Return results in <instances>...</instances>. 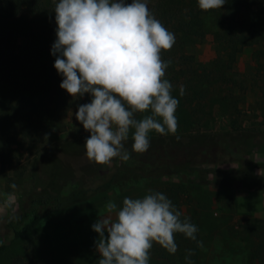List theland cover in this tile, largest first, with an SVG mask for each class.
I'll use <instances>...</instances> for the list:
<instances>
[{
  "label": "rangeland",
  "instance_id": "rangeland-1",
  "mask_svg": "<svg viewBox=\"0 0 264 264\" xmlns=\"http://www.w3.org/2000/svg\"><path fill=\"white\" fill-rule=\"evenodd\" d=\"M234 1L227 0L221 9ZM191 2L197 4V0H185L187 6ZM204 23L208 33L216 30L213 17H206ZM167 29L175 34V44L161 57L171 60L165 78L179 100L175 113L178 129L167 136L150 132L149 139L182 138L181 146L161 150L162 158L172 164L187 160L218 174L182 172L160 181H123L45 217L29 234L14 239L3 223L19 212L30 192L45 183L43 172L33 165L38 157L35 149L90 135L76 121L75 108L58 109L53 122L45 121V138L32 145L22 144L18 138L17 144L4 151L6 160L0 162V264H11L17 257L37 264H98L97 234L92 225L106 214L108 202L121 207L125 197L142 198L149 190L176 200L183 216L195 221L198 231L194 244L202 243V247L197 246V264H264V250L259 252L260 242L264 243V169L224 174L241 169L247 162L264 163V41L245 47L231 59L211 35L199 40ZM26 31L25 19H0V40L8 34L21 40ZM9 76L0 47V139H4L8 123L3 97ZM180 85L185 88L183 96ZM131 136L130 132L127 147L133 143ZM132 157L130 153L127 161L114 158L102 166L101 174L113 165H130ZM150 159L162 163L157 152ZM152 255L150 252L149 264H169Z\"/></svg>",
  "mask_w": 264,
  "mask_h": 264
},
{
  "label": "clouds",
  "instance_id": "clouds-1",
  "mask_svg": "<svg viewBox=\"0 0 264 264\" xmlns=\"http://www.w3.org/2000/svg\"><path fill=\"white\" fill-rule=\"evenodd\" d=\"M226 2L197 0V6L209 12ZM54 14L51 54L62 76L59 87L71 97H91L75 112L76 121L90 133L84 142L88 160L100 165L117 157L127 161L130 132L136 153L149 149L150 132H177L179 100L165 78L171 60L161 57L174 46L175 34L154 16L147 0H58ZM184 93L180 85L179 94ZM105 212L92 225L98 264H149L153 244L175 254V234L196 240L197 226L162 192L125 197L121 207L110 201ZM193 254L187 251V264Z\"/></svg>",
  "mask_w": 264,
  "mask_h": 264
},
{
  "label": "trees",
  "instance_id": "trees-1",
  "mask_svg": "<svg viewBox=\"0 0 264 264\" xmlns=\"http://www.w3.org/2000/svg\"><path fill=\"white\" fill-rule=\"evenodd\" d=\"M234 1L221 10L201 11L193 2L187 6L185 0H147L154 16L165 26L179 33L180 37L202 40L211 35L213 40L223 45L227 58L233 59L245 47L261 44L264 41V0ZM58 0H0V19H25L27 31L17 40L8 34L0 40L2 52L10 76L7 79V93L3 97L7 114V126L4 139H0V162L6 160L5 149L18 143L36 144L46 137L45 121L56 118L58 109L69 110L78 105L89 103L91 97H71L59 85L62 76L53 65L55 56L51 54L56 39L54 8ZM131 0H126L130 3ZM188 8V9H186ZM213 17L216 30L207 32L204 19ZM217 62V60H216ZM9 109V113L7 110ZM87 135L73 136L62 143H49L36 148L38 157L33 165L43 172L45 183L30 192L25 204L15 215L3 223L14 239L22 238L34 230L47 216L67 210L85 202L92 195L106 191L114 185L127 180L160 181L182 172L218 174V171L202 169L199 164L179 161L172 164L163 159L160 152L181 146L182 138L158 137L150 140V147L144 153L133 154L130 165H113L102 175V166L86 157L84 142ZM196 142V141H195ZM198 144V143H195ZM131 146V145H130ZM157 152V159L151 161ZM263 168L264 163L247 162L237 171H226L228 176L243 173L249 169ZM173 205L179 210L178 204ZM180 211V210H179ZM183 218V217H182ZM190 221L195 224V221ZM264 236V235H263ZM178 250L170 254L159 245L153 244L152 257L169 264H187L188 250L192 264H197V245L182 234H175ZM197 239V235H196ZM264 243L260 242L259 252H263ZM11 264H37L30 258L17 257Z\"/></svg>",
  "mask_w": 264,
  "mask_h": 264
}]
</instances>
